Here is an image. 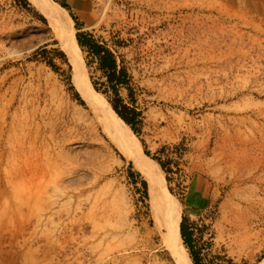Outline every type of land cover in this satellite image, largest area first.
Listing matches in <instances>:
<instances>
[{
    "label": "rangeland",
    "instance_id": "374dc122",
    "mask_svg": "<svg viewBox=\"0 0 264 264\" xmlns=\"http://www.w3.org/2000/svg\"><path fill=\"white\" fill-rule=\"evenodd\" d=\"M96 3L82 30L128 68L143 120L129 129L171 168L153 159L194 243L264 264V0ZM107 128L48 18L0 0V264H173Z\"/></svg>",
    "mask_w": 264,
    "mask_h": 264
},
{
    "label": "bare ground",
    "instance_id": "6f19581e",
    "mask_svg": "<svg viewBox=\"0 0 264 264\" xmlns=\"http://www.w3.org/2000/svg\"><path fill=\"white\" fill-rule=\"evenodd\" d=\"M31 2L53 26L61 48L72 65V82L81 98L95 114L103 116L107 130L111 132L109 136L114 147L132 162L147 180L152 222L160 237L161 246L168 251L173 264H193L180 232L181 207L166 190L159 164L144 153L138 139L127 127L129 125L122 119L126 126L118 118L119 115L113 107L106 102H104L105 106L98 102L99 97L88 80L83 54L73 28L74 21L67 10L54 0H31Z\"/></svg>",
    "mask_w": 264,
    "mask_h": 264
},
{
    "label": "trees",
    "instance_id": "16d2710c",
    "mask_svg": "<svg viewBox=\"0 0 264 264\" xmlns=\"http://www.w3.org/2000/svg\"><path fill=\"white\" fill-rule=\"evenodd\" d=\"M75 21L76 27L80 30L77 32V42L81 50L85 53V61L90 69L91 81L95 89L101 92L108 103L113 107L115 112L121 117V121H125V125L137 134H140L142 120V111L137 106L135 92L132 87V76L128 68L123 63L117 51L112 48L106 41L97 38L93 33L83 31L84 28L78 18L70 13ZM63 53V52H62ZM64 55V54H63ZM123 90L127 91V95H123ZM123 119V120H122ZM179 148V147H178ZM177 149V147H176ZM164 151V149H162ZM185 148H180L184 151ZM150 155L149 152H146ZM183 152H179L182 155ZM161 168L169 175L171 168H168L167 162L162 157L152 155ZM170 180V177L167 176ZM144 186L147 188V182L143 180ZM181 235L193 264H250L242 259L240 262L229 256L225 251L216 252L215 254L205 253L202 248L194 243V232L187 225L186 217L181 221ZM260 259V261L263 260Z\"/></svg>",
    "mask_w": 264,
    "mask_h": 264
},
{
    "label": "crops",
    "instance_id": "0c3cea01",
    "mask_svg": "<svg viewBox=\"0 0 264 264\" xmlns=\"http://www.w3.org/2000/svg\"><path fill=\"white\" fill-rule=\"evenodd\" d=\"M78 18L84 28L92 27L96 17V0H54Z\"/></svg>",
    "mask_w": 264,
    "mask_h": 264
}]
</instances>
